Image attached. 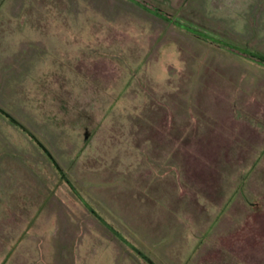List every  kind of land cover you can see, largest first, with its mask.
Masks as SVG:
<instances>
[{
  "label": "rangeland",
  "instance_id": "rangeland-1",
  "mask_svg": "<svg viewBox=\"0 0 264 264\" xmlns=\"http://www.w3.org/2000/svg\"><path fill=\"white\" fill-rule=\"evenodd\" d=\"M135 1L0 0V264H264V0Z\"/></svg>",
  "mask_w": 264,
  "mask_h": 264
},
{
  "label": "trees",
  "instance_id": "trees-1",
  "mask_svg": "<svg viewBox=\"0 0 264 264\" xmlns=\"http://www.w3.org/2000/svg\"><path fill=\"white\" fill-rule=\"evenodd\" d=\"M129 1H131V2H133V3H136V4H138V5H140V6H142L144 9H146L148 12H150L152 15H154V16H156V17H159V18H161V19H163V20H165L166 22H172L173 24H175V25H178V26H180V27H183V28H185V29H187L188 31H191V32H193V33H196V34H198V35H201V36H204L205 37V35L203 34V33H200L199 31H197L196 29H194V28H192V27H189V26H186V25H184V24H182L181 22H179V21H177V20H173V19H170L168 16H166L163 12H161L157 7H146V6H144V5H141L139 2H137V1H135V0H129ZM254 56L257 58V60L260 62V63H262V64H264V55H261V54H257V53H255L254 54ZM1 110V109H0ZM2 111V113H4L5 114V116H7L9 119H10V121H12L13 123H16V124H18L19 126H21V124L17 121V120H15L12 116H10V115H8V113H6L5 111H3V110H1ZM21 127H23V126H21ZM30 134V133H29ZM31 136H33L32 134H30ZM34 137V136H33ZM34 139H36L35 137H34ZM42 146V145H41ZM43 147V146H42ZM44 149V151L49 155V153L47 152V150H45V148H43ZM49 158H51V156L49 155ZM52 159V158H51ZM54 166H55V168L60 172V175L63 177V179L65 180V182L66 183H68V184H70V180H68V178H66V176H65V174L62 172V170L59 168V166L54 162ZM71 185V184H70ZM86 208L88 209V211L89 212H91V213H93L94 211H93V209L90 207V206H86ZM102 223L108 228V230L110 231V232H113L112 230H113V228L108 224V223H106V222H104L103 220H102ZM135 251H136V253H138L148 264H155L153 261H151L147 256H145L144 254H142L141 253V251H139V250H137V249H135Z\"/></svg>",
  "mask_w": 264,
  "mask_h": 264
}]
</instances>
